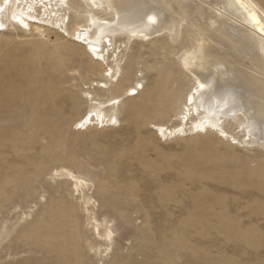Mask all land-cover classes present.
Returning <instances> with one entry per match:
<instances>
[{
    "label": "rangeland",
    "instance_id": "1",
    "mask_svg": "<svg viewBox=\"0 0 264 264\" xmlns=\"http://www.w3.org/2000/svg\"><path fill=\"white\" fill-rule=\"evenodd\" d=\"M247 1L264 20V0ZM69 4L71 32L84 21L73 6L86 9ZM45 28L0 35V264H264V143L251 148L235 123L225 128L240 147L188 132L161 139L153 127L176 116L135 109L138 97L121 102L114 126L77 130L90 108L81 91L103 67ZM192 30L186 19L174 46L162 36L117 39L118 87L96 95L146 86L195 47ZM177 72L181 104L194 82Z\"/></svg>",
    "mask_w": 264,
    "mask_h": 264
},
{
    "label": "bare ground",
    "instance_id": "2",
    "mask_svg": "<svg viewBox=\"0 0 264 264\" xmlns=\"http://www.w3.org/2000/svg\"><path fill=\"white\" fill-rule=\"evenodd\" d=\"M77 1L86 13L83 16L79 7L73 6V19L84 21L70 32L63 27L65 15L71 9L70 0H0V35L11 28L25 33L48 31L45 27H49L68 38L72 46L81 48L90 63L103 67L100 79L81 91L80 98L90 108L76 121L77 130L114 126L121 102L138 97L142 102L135 109L147 107L163 113L170 111L176 116L177 124L172 127H153L155 136L161 139H179L188 132L195 137L212 135L229 146L240 147L239 137L225 128L235 123L251 148L263 146L264 20L247 0ZM99 11L110 12L112 16L98 17ZM186 19L194 25L191 36L195 47L184 49L168 70L147 76L146 86L135 81L120 97L102 102L94 87L102 92L119 84L117 39L151 42L162 36L174 46ZM175 67L180 72L174 71ZM128 68L121 79L123 83L133 74L131 66ZM176 72L194 82L181 104L176 103L177 90L173 86V82H180ZM62 174L75 187L83 183L70 172L61 170Z\"/></svg>",
    "mask_w": 264,
    "mask_h": 264
},
{
    "label": "snow or ice",
    "instance_id": "3",
    "mask_svg": "<svg viewBox=\"0 0 264 264\" xmlns=\"http://www.w3.org/2000/svg\"><path fill=\"white\" fill-rule=\"evenodd\" d=\"M151 19V18H150Z\"/></svg>",
    "mask_w": 264,
    "mask_h": 264
}]
</instances>
